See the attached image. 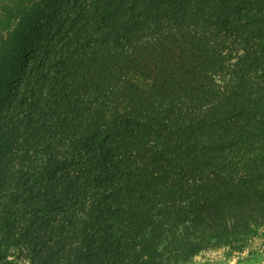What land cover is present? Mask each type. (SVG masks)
<instances>
[{
  "label": "trees",
  "instance_id": "1",
  "mask_svg": "<svg viewBox=\"0 0 264 264\" xmlns=\"http://www.w3.org/2000/svg\"><path fill=\"white\" fill-rule=\"evenodd\" d=\"M264 226V0H0V264H190Z\"/></svg>",
  "mask_w": 264,
  "mask_h": 264
},
{
  "label": "rangeland",
  "instance_id": "2",
  "mask_svg": "<svg viewBox=\"0 0 264 264\" xmlns=\"http://www.w3.org/2000/svg\"><path fill=\"white\" fill-rule=\"evenodd\" d=\"M190 264H264V226L241 250L229 246L209 248L199 253Z\"/></svg>",
  "mask_w": 264,
  "mask_h": 264
}]
</instances>
